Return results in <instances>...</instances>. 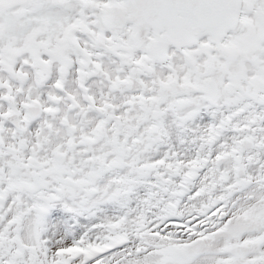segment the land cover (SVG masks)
Instances as JSON below:
<instances>
[{
	"label": "snow or ice",
	"instance_id": "1",
	"mask_svg": "<svg viewBox=\"0 0 264 264\" xmlns=\"http://www.w3.org/2000/svg\"><path fill=\"white\" fill-rule=\"evenodd\" d=\"M0 264H264V0H0Z\"/></svg>",
	"mask_w": 264,
	"mask_h": 264
}]
</instances>
